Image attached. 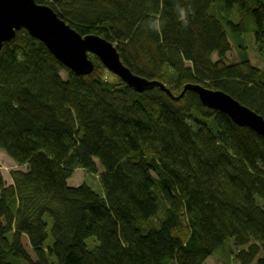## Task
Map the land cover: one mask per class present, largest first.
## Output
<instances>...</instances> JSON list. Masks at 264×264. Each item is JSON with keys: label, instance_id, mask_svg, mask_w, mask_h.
Segmentation results:
<instances>
[{"label": "trees", "instance_id": "trees-1", "mask_svg": "<svg viewBox=\"0 0 264 264\" xmlns=\"http://www.w3.org/2000/svg\"><path fill=\"white\" fill-rule=\"evenodd\" d=\"M35 1L111 41L132 73L175 96L200 85L264 117V0ZM176 3L191 9L187 27ZM90 59L94 72L78 76L25 30L0 51V150L26 166L7 185L0 170V264H28L23 236L37 264H88L83 242L93 264H205L218 253L264 264V138L193 91L139 93ZM95 160L103 193L70 186L77 169L97 172ZM49 228L62 246L55 262L39 242Z\"/></svg>", "mask_w": 264, "mask_h": 264}, {"label": "water", "instance_id": "water-1", "mask_svg": "<svg viewBox=\"0 0 264 264\" xmlns=\"http://www.w3.org/2000/svg\"><path fill=\"white\" fill-rule=\"evenodd\" d=\"M23 29L43 43L57 61L78 76L94 72L95 64L89 56L92 53L109 72L139 93L158 87L171 99L180 100L187 91H193L206 108L227 115L236 125L247 127L264 138V117L227 93L187 84L177 97L161 82L132 73L123 64L111 41L99 35H81L49 5L38 4L35 0H0V51L5 43L13 41L17 32Z\"/></svg>", "mask_w": 264, "mask_h": 264}, {"label": "rangeland", "instance_id": "rangeland-1", "mask_svg": "<svg viewBox=\"0 0 264 264\" xmlns=\"http://www.w3.org/2000/svg\"><path fill=\"white\" fill-rule=\"evenodd\" d=\"M23 30H25V29H23ZM25 31H27V30H25ZM18 32H20V31H18ZM241 44L245 45L246 47H248L250 49V50L249 49H246V50L248 51L251 64L253 66H256L259 68L262 67L263 63H262V60L259 57L258 53L256 52V50L253 47L252 37H250L248 34L244 35L243 41ZM233 52L234 53L232 55H230L229 58L236 60L237 48H234ZM214 58L216 59L217 55H214ZM62 76L64 77L65 75L62 74ZM95 162H96V166H97V172L96 173L90 172V171L85 170V169H77L75 171L74 175L69 179V181H68L69 185L72 187H78L80 185H87V186L91 187L98 194H102L103 188H102L100 176L103 174L104 168L100 165V163L97 160H95ZM19 168L22 170H25L26 166L25 167L17 166V164L10 157H8V155L5 152L0 150V170L4 174L6 185L10 184L12 182V179L10 177L11 172H13L14 170H17ZM5 184L0 185V189L2 187H4ZM49 232H50V228L47 232H42L40 235V238H39V242L43 243L45 247H52L53 248V258H51L50 260L55 262V259L59 260V258H60V252H61L62 246L56 245L54 243L53 239L49 236ZM23 243H24V246L28 252V264H37V256H36V253L34 251V245L36 242L34 240H32L31 238H29L28 236H23ZM93 246H94L93 242H83V243L78 244L75 247V249L80 253L82 258L88 264H93L95 262V260L93 258V253H92ZM225 249H227V246L225 247ZM224 261H225V258L220 253H218V254L210 257L205 262V264H224ZM228 264H239V263H234L233 260H230L228 262Z\"/></svg>", "mask_w": 264, "mask_h": 264}, {"label": "clouds", "instance_id": "clouds-1", "mask_svg": "<svg viewBox=\"0 0 264 264\" xmlns=\"http://www.w3.org/2000/svg\"><path fill=\"white\" fill-rule=\"evenodd\" d=\"M175 11L177 14L178 20L183 22V26H188V15L191 12V9H186L180 3L175 4ZM151 23V30L159 33L162 30V21L159 17H155L150 20Z\"/></svg>", "mask_w": 264, "mask_h": 264}, {"label": "bare ground", "instance_id": "bare-ground-1", "mask_svg": "<svg viewBox=\"0 0 264 264\" xmlns=\"http://www.w3.org/2000/svg\"><path fill=\"white\" fill-rule=\"evenodd\" d=\"M89 56H93V54L92 53H89ZM93 61V60H92Z\"/></svg>", "mask_w": 264, "mask_h": 264}]
</instances>
